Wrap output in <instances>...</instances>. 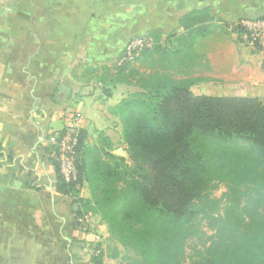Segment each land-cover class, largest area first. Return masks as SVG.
<instances>
[{"label":"crops","instance_id":"0c3cea01","mask_svg":"<svg viewBox=\"0 0 264 264\" xmlns=\"http://www.w3.org/2000/svg\"><path fill=\"white\" fill-rule=\"evenodd\" d=\"M203 9L209 32L186 75L192 93L264 98V59L231 32L264 19V0H0V264H92L78 203L56 189L55 141L80 112L84 142L106 138L116 150L113 110L136 91L114 81L127 42L157 32L169 46L182 18ZM89 196L84 183L80 197ZM87 217L102 264H119L105 224Z\"/></svg>","mask_w":264,"mask_h":264},{"label":"trees","instance_id":"16d2710c","mask_svg":"<svg viewBox=\"0 0 264 264\" xmlns=\"http://www.w3.org/2000/svg\"><path fill=\"white\" fill-rule=\"evenodd\" d=\"M208 22L207 9L190 12L169 46L152 32L139 55L156 57L160 69L117 68L114 81L138 88L113 110L127 158L87 145L80 131L75 179L65 181L53 161L56 189L78 203L77 229L85 233L81 221L96 215L114 242L107 254L131 252L119 264H183L190 238L202 248L188 264H264V98L192 93L181 65L191 66ZM84 183L88 198L80 197ZM219 184L223 203L211 196ZM200 221L213 234L203 238ZM94 249L91 263L102 264Z\"/></svg>","mask_w":264,"mask_h":264},{"label":"built area","instance_id":"2783aa9c","mask_svg":"<svg viewBox=\"0 0 264 264\" xmlns=\"http://www.w3.org/2000/svg\"><path fill=\"white\" fill-rule=\"evenodd\" d=\"M239 26L231 32L235 33L243 44L259 52L264 59V19L244 18L233 27ZM151 36H141L130 39L123 52L121 62L132 61L140 52L152 46ZM82 128V114L80 112H70L66 116V124L61 135L56 139L57 153L55 160L61 177L65 181L74 180L76 176L75 156L78 146L79 133ZM86 216L84 217V219ZM96 253L95 249L88 248V254Z\"/></svg>","mask_w":264,"mask_h":264},{"label":"rangeland","instance_id":"374dc122","mask_svg":"<svg viewBox=\"0 0 264 264\" xmlns=\"http://www.w3.org/2000/svg\"><path fill=\"white\" fill-rule=\"evenodd\" d=\"M140 56L141 55H138L137 57L139 59H137V57H136L131 62V64L135 68H137L138 71H140V72H149V71H152L153 69H160V65L156 61V57L154 59H152V58H149V57H145V56L140 57ZM181 68L184 69V72H187V74H188L189 69H190V65L189 66L181 65ZM182 76L183 75L180 76V75L176 74V72L174 73V77H176V78L182 77ZM130 86H132L134 89L136 88V90L138 89L137 87H135L133 85H130ZM120 140L121 141L119 143H117V145H116V148H117L116 150L117 151L113 150L112 153H114L115 155H119V156H123V157L127 158V154L125 152V145L123 144L121 138H120ZM103 148H106L107 150H109V148L107 146H105V145H103ZM111 149H112V147H111ZM225 191H226L225 185L224 184H219L216 189L211 191V196L214 197V198L221 199L222 203H223V201H224L223 194H224ZM87 216H89V214H87L86 218L81 221L83 229L86 230L85 231V240L90 243V244L88 243L89 245H87V243H84V242L81 243V246L83 247L82 250L84 252L88 251L87 246L90 247L89 249H94L95 248L94 241L97 242L96 239H94V234H93V232L91 230L90 221H89V218ZM94 224L96 225L95 221H94ZM200 228L202 229V231L205 234V235H203V238L206 235L210 236L211 234H213V231L210 228H208L206 221H200ZM90 238H93V239H90ZM107 238L108 239H107V247H106V249H107V253L109 255H111V253H112L111 250H112V247L114 246V242L110 239L109 236ZM201 246H202L201 242H200V240L198 238H190L187 241L186 246H185V261L183 262V264H188L190 258L193 256V254L197 250H200L202 248ZM118 248L121 251V255L119 256V261H118L120 263L121 257L123 258L124 256L130 255L131 252L130 251H125L120 246H118Z\"/></svg>","mask_w":264,"mask_h":264}]
</instances>
